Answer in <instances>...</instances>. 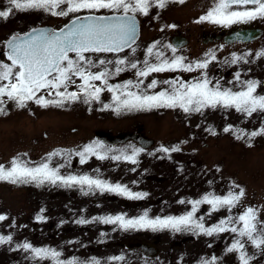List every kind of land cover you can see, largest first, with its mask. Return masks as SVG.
<instances>
[{
  "label": "snow or ice",
  "instance_id": "1",
  "mask_svg": "<svg viewBox=\"0 0 264 264\" xmlns=\"http://www.w3.org/2000/svg\"><path fill=\"white\" fill-rule=\"evenodd\" d=\"M169 0H7L5 10H0V18L8 19L14 11L24 12L29 10L42 11L54 17H67L70 14L87 11L85 16H75L69 25L58 31L47 29H33L24 36L11 37L6 43L4 56L8 63L0 62V113H4L3 105L7 102L14 103L19 108H24L28 102H34L41 107H62L66 102H77L83 97V103L91 104L100 102L101 93L107 91L112 95V104H104L101 110L111 108L117 114L123 111H150L152 109L170 108L180 109L186 114L202 112L205 108L234 109L237 113L252 117L254 114H264V95L257 93L260 87L258 81L241 80V73H235V83L239 90L222 88L219 81L213 83L207 77L206 72L195 82L186 83L178 77L176 80H165L169 85L161 91H151L157 88L158 81L153 79L144 85V80L152 73L166 71L192 72L197 69L205 70L209 63L216 59L214 52H209L207 58L190 64H185L184 57L174 56L172 59L165 57L162 50L157 49V43L146 49L143 67L139 68L137 62H128L120 58L118 54L125 48H132L137 37V15L147 16L152 7L164 8ZM183 3V0H179ZM101 9L108 10L112 15H92ZM264 20V0H214L212 7L205 15L199 17L196 23L208 22L220 27H231L234 24H248L255 20ZM174 27V26H170ZM171 48V45H164ZM175 52V49H172ZM86 53L117 55L115 60L99 59L94 61ZM233 54L231 61L237 63H249L247 57ZM257 58L264 57V51L256 53ZM155 57V63L150 61ZM107 65H115V71H111ZM122 65H128L135 69L138 78L136 82L131 80L123 84H109V79L127 70ZM92 69H100L92 71ZM73 77L79 79L76 91H69V86L75 84ZM99 82V86L95 82ZM132 89H135L133 91ZM46 90V95L53 99H46L45 95H38ZM232 131L231 126L224 129ZM215 135L214 132H212ZM248 136L249 141L258 135H264V127L251 133L240 132L236 138ZM249 146H251L249 144ZM116 151L106 148L98 141L84 145L82 150L72 153L79 156L80 163H86L87 159L95 156L97 160L109 158L110 152ZM142 151L141 148L132 147L131 155L125 150H119V155L111 156L112 160L124 159L133 164L137 163L136 157ZM179 151L178 147L171 149L161 146L157 152L169 154ZM61 155L56 151L50 153L43 162L30 166L31 161L14 157L9 167L0 164V181L10 184L35 183L37 186L48 183L63 187L80 186L81 191L87 195L89 192L114 193L128 199H142V193H133L126 186L111 184L105 180L89 175H61L60 168L50 167L52 158ZM97 172L99 170H96ZM233 189L226 195L205 194L201 199L187 201L191 210L181 216L156 217L151 219L148 213L137 218H125L123 215L94 217L104 224L118 225L122 230L150 229L152 231L171 230L174 232L191 231L197 235L212 236L214 234L231 233L235 238L226 248L227 253H236L239 264H250L245 246L250 243L257 249H264V218L260 210L251 206L244 207L238 215H229L221 219L217 224L205 226L204 217L194 218L198 208L202 204L210 206L208 215L227 209L232 213L233 209L242 205L245 190L238 185H232ZM86 189V190H85ZM179 203L184 204L181 200ZM44 210L41 209V212ZM7 217L0 215V221ZM42 221V216H37ZM92 221L79 220L77 223H91ZM12 236H0V245L11 243ZM31 255L27 257L36 264H81L76 257L63 259L62 252L48 247H34L28 242L17 246ZM122 256L112 257L110 260H123ZM87 264H100L95 258ZM201 264H218V258L202 259Z\"/></svg>",
  "mask_w": 264,
  "mask_h": 264
},
{
  "label": "flooded vegetation",
  "instance_id": "2",
  "mask_svg": "<svg viewBox=\"0 0 264 264\" xmlns=\"http://www.w3.org/2000/svg\"><path fill=\"white\" fill-rule=\"evenodd\" d=\"M0 10H5L7 5L1 0ZM214 0H169L164 8L152 7L147 16L137 15L138 34L132 48L136 51L133 53L131 48H125L118 56L125 58L128 62H137L138 67H143L146 49L157 43V49L162 50L168 59L174 56L184 57V63L190 64L196 61H201L207 58L209 52H214L216 59L209 63L205 70L197 69L192 72L181 70L166 71L162 73H152L144 80V87L151 80L158 81V86L151 91H161L167 89L169 85L163 83L165 80H176L177 77L186 83L195 82L201 76V72H206L207 77L215 83L220 82L222 88H231L234 91L239 90L235 83V73H241V80L258 81L260 95H264V57L257 58L256 53L264 51V20H255L248 24H234L231 27H220L208 22L196 23L200 16L205 15L212 7ZM108 10L101 9L99 12L91 14H108ZM89 14L87 11L76 13L77 15ZM174 26V27H170ZM15 32H5V38L0 40V58L5 59L4 44L8 37ZM23 33V32H20ZM19 33V34H20ZM164 45H171V48H165ZM175 49V52L172 49ZM245 53H251L247 57L249 63H237L235 65L226 61H231L233 54L243 56ZM94 61L99 59L115 60L117 55L112 53L107 54H92L86 53ZM155 63V57L149 58ZM8 62V61H7ZM111 71H115V65H107ZM121 67H128L122 65ZM100 70V69H98ZM93 70L92 71H98ZM127 71V70H125ZM123 71V72H125ZM75 84L69 86V91H76V85L80 83L79 79L73 77ZM136 82L138 78L134 76H119L115 75L109 79V84H123L126 81ZM99 86V82H95ZM135 91V89H132ZM38 95H45L46 99L54 98L46 95V90H42ZM31 102V101H30ZM35 104L34 102H32ZM104 104H112V95L106 90L101 93L100 102H92L91 104L83 103V97L77 102L69 103V107L53 106L41 107L37 104L34 114L37 119L41 118L42 111H54L57 123L53 125H45L40 130L36 131L33 136L34 144L40 149V152L35 158L38 164L43 162L50 153L59 151L61 155L54 156L50 167L60 168V174L67 175H89L94 178L105 180L111 184H121L126 186L133 193L146 194L142 199L133 200L127 197L120 196L109 192H100L94 190L85 195L80 186L63 187L57 185H40L35 188V200L25 201L23 205L24 215L28 217L23 220V231L30 227L28 221L31 216H34L35 221L32 227H40L43 229H60L67 228L66 235H56L45 233V236H38L39 243L32 244L34 247H48L56 249L63 253L64 249L68 251L70 257H76L81 264H87L91 259L95 258L100 264H150L149 262H140V260L151 259L158 253V240H151L145 231L136 229L122 230L118 225L104 224L99 220H93L94 217H107L123 215L125 218H137L148 213L151 219L157 215L164 214L165 217L171 213L157 214L151 208L159 204L161 198L154 200L149 198L153 189L147 184L140 185L136 181V176L133 172L124 171V160H112L111 156L119 155V150H125L127 155H131L132 147L141 148L142 151L150 153L147 156L146 162L155 159L163 161L160 168H172L174 174L176 171L189 164L192 165L196 157L191 156L192 148L185 149L190 154L187 163L172 164L171 152L164 157L154 156L153 153L161 146L168 148L166 145H155L154 141H149L147 144L144 141H138L132 138L125 140L122 143H111L98 138V134L104 133L109 136H117L128 134L133 136L145 135V132L154 128L152 119L157 118H172L166 124L168 129H183L185 131H211L224 130L231 126L235 128L234 110H222L218 107L205 108L202 112L184 113L180 109L159 108L150 111H123L117 114L111 108L101 110ZM260 116L254 114V116ZM245 116V115H244ZM246 117V116H245ZM252 117L246 119L247 124L243 126L245 129H260L264 126V121L258 120L256 124ZM263 119V116L261 117ZM60 121V123H59ZM150 121V122H149ZM238 126V124L236 125ZM252 126V127H251ZM93 141H98L105 145L106 148H111L116 151L108 154L109 158L97 160L95 156L87 159L86 163L81 164L80 158L72 153L82 150L84 145ZM181 147H187L190 141H181ZM39 151V150H38ZM141 151V152H142ZM193 152H195L193 150ZM159 153V152H158ZM153 155V156H152ZM138 158V157H136ZM154 162H150L144 166L146 170H153ZM122 169V170H121ZM96 170H99L98 172ZM118 171L120 177H117L113 172ZM132 173V174H131ZM137 175V173H136ZM223 176V175H222ZM229 181L230 176H226ZM157 180L163 182L161 177H148L147 180ZM162 179V180H161ZM232 181H229L231 184ZM232 185V184H231ZM86 190V189H85ZM32 192L28 193V196ZM227 193H222L221 196ZM159 200V201H158ZM41 209L44 211L41 212ZM188 211V210H183ZM42 216L43 220L38 221L37 216ZM79 220L92 221L91 223L80 224ZM22 231V233H23ZM148 235L144 237V235ZM49 241H51L49 243ZM32 242V241H30ZM24 243V242H23ZM22 244V243H20ZM138 244L147 246L149 249L142 251L137 247ZM70 248L72 251H70ZM155 250L154 255H151V250ZM22 250V249H21ZM218 251V250H217ZM21 254V253H20ZM122 256L123 260H110L112 257ZM22 257V254H21ZM185 259L184 255L182 256ZM24 259V257H23ZM182 260V261H183ZM201 261L195 260V264H200ZM22 264H36L35 261L24 259ZM180 264V263H178ZM231 264V262H230Z\"/></svg>",
  "mask_w": 264,
  "mask_h": 264
},
{
  "label": "rangeland",
  "instance_id": "3",
  "mask_svg": "<svg viewBox=\"0 0 264 264\" xmlns=\"http://www.w3.org/2000/svg\"><path fill=\"white\" fill-rule=\"evenodd\" d=\"M2 1L5 3L4 5H7V0ZM74 15L54 17L42 11H14L8 19L0 18V40L5 38L4 33L8 31L19 34L30 27L41 24L56 28L74 17ZM0 62L8 63L1 58ZM126 69L127 71L121 72L118 77L135 75V69L129 67H126ZM260 88L261 86L257 88L258 94L261 93ZM69 106V103L66 102L62 107ZM3 107L5 112L0 113V164L9 167V162L14 157L19 156L23 160L31 161L30 166H35L38 164L35 158L40 149L34 144V133L45 125L57 123V116L52 114L54 111L49 110L42 111L41 118H35L34 114L36 115L38 112L32 102H28L24 108H19L12 102L5 103ZM53 108L57 109L56 106H53ZM222 110H226V113L227 110L231 111V109ZM259 115L252 117L253 122L251 123L256 124L255 121L258 120L264 121V114ZM171 119L170 117L163 119L151 118L155 126L152 130H147L145 134L153 139L155 145L164 144L169 149L179 148V151L171 152L172 162L170 163L172 164L187 163L190 154L185 149L193 147L191 156L196 157V159L192 165L189 164L187 169L184 167L174 174L175 170L169 168L170 166L160 168L163 161L156 160L155 157L152 161L149 160L154 162L153 170H146L144 166L150 163L146 162L147 156L150 155L148 152H140L135 164L122 159L125 163L123 164L124 171L128 172L126 170L128 168L136 176L137 183L140 185L147 184L153 189L149 198L154 200L161 198V201L158 200L159 204L151 208L152 211L154 210L156 215L161 213H171L168 216L185 215L191 210V205L187 201L201 199L208 193L221 196V192L225 194L230 190L238 191V189L231 187L232 185H238L245 190V196L242 198L240 207L233 209L232 213H229L227 209H221L208 215L210 206L202 204L199 206L194 218L203 216L205 226H212L229 215H238L244 207L249 206L259 209L262 218H264V135H258L252 138L251 141H249L247 135H244L241 139L236 138L240 132L251 133L259 131L261 128L257 130L243 128L245 124L249 123L246 121L249 118L245 117L244 114L237 113L235 110L233 119L238 126L235 125V128L229 132L224 130L185 131L178 128L168 129L166 124H170ZM181 141H190V143L185 148L181 147ZM153 155L164 157L166 154L156 151ZM113 173L120 177L118 171ZM224 175L230 176L229 181H232V185ZM147 176L161 177L163 182L152 180V178L148 181ZM36 187L38 186L35 183L10 184L6 181H0V215L7 217L6 220L0 221V236H12L11 243L0 245V264H22L24 259L27 260V257L31 254L18 249L17 246L23 242L39 243L38 236H45L47 231L50 235H56L58 232L60 235H66L67 228L58 230L32 227L35 221L34 216H31L28 221L30 227L25 228L23 231L22 221L28 220L26 219L28 216L24 215L23 205L27 199L30 202L35 200ZM30 192L32 193L28 196ZM181 200H184L185 203H179ZM156 217L163 218L165 215H157ZM140 231H145L151 240L155 239L159 242V246H156L158 253L150 260L144 259L140 262L150 261V264H195V260L201 261L216 256L218 264H230V262L231 264H239L236 253L226 252V248L235 238L234 234L221 233L205 236L194 234L191 231L174 232L167 229L160 231L140 229ZM147 234L144 237H147ZM70 251H72L71 248ZM245 251L248 257H251L250 264H264V249H257L248 243L245 246ZM63 253V259L70 257L66 249Z\"/></svg>",
  "mask_w": 264,
  "mask_h": 264
},
{
  "label": "water",
  "instance_id": "4",
  "mask_svg": "<svg viewBox=\"0 0 264 264\" xmlns=\"http://www.w3.org/2000/svg\"><path fill=\"white\" fill-rule=\"evenodd\" d=\"M108 15H112V14H108ZM108 15H104V16H108ZM85 16V15H84ZM74 19V18H73ZM72 20V19H71ZM71 20H69L67 23H65L62 27H60L59 29H53L52 27L50 26H47V25H41V26H36V27H33L31 29H29L27 32L23 33V34H20V35H16V36H24L26 34H28L29 32H31L33 29H47V30H50V31H58L60 30L61 28H64L66 25H69ZM137 29H138V22H137ZM13 37V36H11ZM10 37V38H11ZM8 38L7 41L10 39ZM6 41V43H7ZM6 43H5V50H6ZM98 138L104 140V141H107V142H111V143H122L124 142L125 140L129 139V138H132V139H135V140H138V141H144L145 145H143V147H146L150 144L149 141H151L150 139H147L145 137H142V136H133V135H128V134H121V135H117V136H109L108 134H104V133H100L98 134ZM137 247H139L140 249H142L143 251L149 249L147 246L145 245H142V244H138ZM154 253V250H151V253L150 254H153Z\"/></svg>",
  "mask_w": 264,
  "mask_h": 264
}]
</instances>
